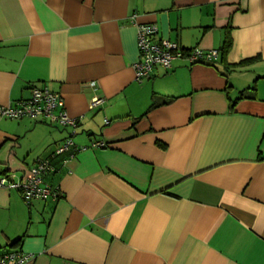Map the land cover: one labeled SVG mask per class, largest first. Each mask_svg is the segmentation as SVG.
Returning <instances> with one entry per match:
<instances>
[{"label":"crops","instance_id":"0c3cea01","mask_svg":"<svg viewBox=\"0 0 264 264\" xmlns=\"http://www.w3.org/2000/svg\"><path fill=\"white\" fill-rule=\"evenodd\" d=\"M144 23L218 56L138 82ZM33 86L59 93L76 126L0 116V176L23 182L50 157L42 180L60 192L27 201L0 187V253L264 264V0H0V106ZM67 137L86 149L52 157Z\"/></svg>","mask_w":264,"mask_h":264},{"label":"built area","instance_id":"2783aa9c","mask_svg":"<svg viewBox=\"0 0 264 264\" xmlns=\"http://www.w3.org/2000/svg\"><path fill=\"white\" fill-rule=\"evenodd\" d=\"M136 47L138 57L133 64L135 80L141 82L150 77L152 69L160 65L165 70L173 66L177 59H184L189 64L205 63L209 64L216 60L218 51L216 49H202L193 47L185 49L176 41L168 38H158L157 26L152 23L136 24ZM30 97L18 101L13 106H0V116H6L12 119L30 117L33 119H46L49 123L59 124L61 126H76V120L69 117L64 110V101L59 93L50 91L47 87H31ZM103 101L100 97H93L89 107L93 108ZM91 147H104L103 142H92ZM86 149L85 146H78L71 137L65 138L55 147L51 156L68 154L72 157L76 151ZM50 157L39 158L34 165L30 167V174L23 182H12L4 176H0V187L18 189L25 200L48 198L58 199L60 192L42 180V175L52 171ZM31 258L30 255L19 251H7L0 253V264H24Z\"/></svg>","mask_w":264,"mask_h":264},{"label":"trees","instance_id":"16d2710c","mask_svg":"<svg viewBox=\"0 0 264 264\" xmlns=\"http://www.w3.org/2000/svg\"><path fill=\"white\" fill-rule=\"evenodd\" d=\"M244 93V91H241L240 94L242 95Z\"/></svg>","mask_w":264,"mask_h":264}]
</instances>
